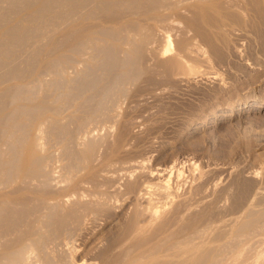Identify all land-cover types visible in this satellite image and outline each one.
Instances as JSON below:
<instances>
[{"label": "rangeland", "instance_id": "obj_1", "mask_svg": "<svg viewBox=\"0 0 264 264\" xmlns=\"http://www.w3.org/2000/svg\"><path fill=\"white\" fill-rule=\"evenodd\" d=\"M115 2L93 17L84 14L95 9L90 2L81 16L58 19L60 24L56 20L54 30L44 31L54 35L37 39L46 44L31 64L27 59L34 52L33 42L25 47L30 53L19 50L10 54L14 63L6 60L15 66L25 57V74L29 75L19 84L18 80L2 83L0 79V93L14 86L24 89L31 82L32 87L38 85L36 92L29 89L31 85L24 89L36 93L31 96L33 102L30 93L16 89L20 104L15 99L14 103L23 105L25 111L21 110L22 117L16 115L20 120L15 118L29 121L25 125L33 128L26 126V131L38 134L33 137L28 132L30 142L23 150L28 156L27 148L38 137L34 141L39 142L37 152L46 170L40 179L39 175L21 174L22 180L18 177L19 182L7 187L10 191L0 190L8 191L0 197L1 203L7 202L0 203V212L6 211L0 214V255L18 249L25 239L42 231L49 240L43 251L51 252L44 251L52 261L45 257L47 264H217L218 235L229 241L233 236L226 229L238 218L235 225L243 236L255 217L264 213V0ZM129 38L136 41L132 44ZM118 46L125 47L124 53ZM165 47L171 48L163 55ZM20 52L28 58H21ZM2 67L0 74L7 71ZM58 75L71 82L63 81L65 86ZM24 78L27 83L22 85ZM112 82L119 86L113 83L116 96L109 98L110 90L106 95L103 92ZM71 87L75 88L72 93ZM97 102L102 108L107 104L106 109L99 107L95 114L101 119L93 117L91 124L86 119L95 111L90 105ZM14 103L5 112L14 111ZM27 107L37 111L39 120H34L33 110L31 117ZM81 117L87 126H81L86 130L81 133L80 127L76 137ZM56 119L65 124L62 129ZM48 129L58 134L52 136ZM68 135L74 138L72 142ZM22 146L20 163L27 160ZM9 149L7 159L13 154ZM74 154L81 156L80 162L75 158L79 163L75 174L68 170L75 164ZM53 204L58 207L54 209ZM42 223L49 225L47 229ZM27 255L30 260L35 257Z\"/></svg>", "mask_w": 264, "mask_h": 264}, {"label": "bare ground", "instance_id": "obj_2", "mask_svg": "<svg viewBox=\"0 0 264 264\" xmlns=\"http://www.w3.org/2000/svg\"><path fill=\"white\" fill-rule=\"evenodd\" d=\"M116 0H112V2H110V0H0V67H5L4 69H3V67L1 68L3 71L4 70H6V68H7V71H5L4 72V74H0L1 76H0V79H1V81H2V83H3V81L6 83V82H10L11 80H18V84H19V81H21V79H23V77L24 76H26V75H29V74H25L26 73V70L28 69V67L26 68V63H27V61H28V63H30L31 61H34V60H36L35 59V57L37 56V55H39V49H41V47L42 46H44L45 44H42V43H44V42H41V41H39V42H41V43H39V42H36V41H38L39 39L41 40V38L43 39V37H44V34H47V36L45 35V38L46 37H48V35H49V38H50V36L51 35H54V34H48L47 32L45 33L44 31H45V29L47 28V29H52L53 28V30L55 29V26H56V24H57V22L59 21L58 19H62V18H66V19H75V18H77V16H81L82 14H83V10H86V7H88V5H89V3L91 2V4H92V2H93V4H95V9H90V11L88 12V13H84V14H86V18L88 17V16H92V15H96V14H98V11H100V10H103V9H106L107 7L109 8V6H111L112 5V3L114 2V3H116L115 2ZM124 1V0H123ZM90 4V5H91ZM92 4V5H93ZM118 4H119V2H118ZM114 5V4H113ZM92 7V6H91ZM87 11H88V9H87ZM84 17V19H86L85 18V15L83 16ZM89 17V18H90ZM93 17V16H92ZM56 20H58V21H56ZM164 21V20H163ZM63 22V21H62ZM59 24H60V21H59ZM58 25V24H57ZM61 28V27H60ZM59 28V29H60ZM56 30H58V29H56ZM47 31V30H46ZM128 31V30H127ZM126 31V32H127ZM53 31H50V33H52ZM127 34V33H126ZM131 34H133V33H131ZM136 34V33H135ZM140 34V33H139ZM141 34H143V33H141ZM121 36H123V35H121ZM127 36V35H126ZM95 37H96V35H95ZM129 37V36H128ZM127 37V38H128ZM135 37V36H134ZM52 38V37H51ZM88 38V37H87ZM121 38V37H120ZM126 38V37H125ZM38 39V40H37ZM124 39V38H123ZM131 38H129L128 40H130ZM141 38H139V40H140ZM46 40H47V38H46ZM48 40H50V39H48ZM88 40H90V39H88ZM119 40V39H118ZM167 40V39H166ZM169 40V39H168ZM95 41V40H94ZM101 41V40H100ZM125 41V40H124ZM123 41V43L125 44V42ZM127 41V40H126ZM133 41H136V40H134V38H133V40L131 41H129V42H132V44H133ZM138 41V40H137ZM35 43L33 46H32V44L33 43ZM97 42V41H96ZM105 42H108V41H105ZM116 42H118V41H116ZM121 42H122V40H121ZM31 43V44H30ZM98 43V42H97ZM96 43V44H97ZM108 43H110V42H108ZM134 43H136V42H134ZM28 44H29V47H34L33 48V50H34V52H32V54H30V58L29 59H27V61H25L26 60V58L24 57V55H26V54H24V55H22L21 54V52L25 49V47H28ZM42 44V45H41ZM101 44V43H100ZM104 44V43H103ZM119 44V43H118ZM121 44L122 43H120V46H121ZM124 44H122V45H124ZM127 44V43H126ZM167 44V43H166ZM86 45V44H85ZM109 45H111V47H112V44H109ZM137 45H138V42H137ZM136 45V46H137ZM99 46V45H98ZM105 46H106V44H105ZM115 46H116V44H115ZM125 46V45H124ZM123 46V47H124ZM128 46V45H127ZM126 46V49L128 48ZM131 46V45H130ZM129 46V47H130ZM165 46V45H164ZM166 46H169L168 44L166 45ZM82 47V46H81ZM84 47V46H83ZM100 47H103V45H100ZM109 48H110V46H108ZM133 48H134V50H135V45L134 46H132ZM43 48V47H42ZM97 48H99V47H97ZM106 48V47H105ZM108 48V49H109ZM114 48V44H113V47H112V49ZM120 47L118 46V48H116V49H119ZM171 48V47H170ZM170 48H167V47H165L164 48V51H163V55H165V54H167L168 52H169V50H170ZM27 49V48H26ZM25 49V53H27V52H29V51H27ZM29 49V48H28ZM82 49V48H81ZM103 49H104V47H103ZM108 49L106 50V49H104L105 51H108ZM123 49H125V47L124 48H120V50H122V52H123ZM19 50H21V52H20V54L22 55H20L21 56V58H23L24 57V59L25 60H23L22 59V61H18L19 63L18 64H15V66H14V64L13 65H11V64H9L8 62H6V60L7 59H9L10 60V54H12V53H14V52H16V51H18L19 52ZM32 50V51H33ZM96 50V49H95ZM100 50H102V48H100ZM110 50V49H109ZM127 50H129V49H127ZM27 51V52H26ZM43 51V50H42ZM41 51V52H42ZM85 51V50H84ZM113 51V50H112ZM31 52V51H30ZM29 52V53H30ZM115 52H117V51H115ZM126 52H128V51H126ZM131 51L129 50V53H130ZM171 52V51H170ZM98 53V52H97ZM111 53V52H110ZM109 53V54H110ZM113 53V52H112ZM118 53V52H117ZM116 53V54H117ZM124 53V52H123ZM129 53H127L126 55L127 56H131V55H129ZM16 54V53H15ZM75 54V53H74ZM108 54V53H107ZM119 54H121V53H119ZM106 55V54H105ZM124 55V54H123ZM122 55V56H123ZM15 56V55H14ZM13 56V57H14ZM62 56V55H61ZM64 56V55H63ZM110 56V55H109ZM12 57V58H13ZM26 57H27V55H26ZM97 57V56H96ZM126 57V56H125ZM15 59L17 58L16 56L14 57ZM18 58L19 59H21L19 56H18ZM17 58V59H18ZM28 58V57H27ZM37 58V57H36ZM59 58V57H58ZM62 58V57H61ZM68 58V57H67ZM108 58V57H107ZM5 59V60H4ZM14 59V60H15ZM16 59V60H17ZM31 59V60H30ZM123 59H125L124 57H123ZM127 59H128V57H127ZM9 60H7V61H9ZM13 60V59H12ZM12 60H10L9 62H13ZM15 60V61H16ZM30 60V61H29ZM38 60V59H37ZM54 60V59H53ZM70 60V59H69ZM108 60V59H107ZM129 60V59H128ZM130 60H132V58L130 59ZM122 61V60H121ZM127 61V60H126ZM126 61L124 62V63H126ZM17 62V61H16ZM15 62V63H16ZM36 62V61H35ZM14 63V62H13ZM27 63V64H28ZM6 64V65H5ZM31 64V63H30ZM29 64V65H30ZM56 64V63H55ZM107 64V63H106ZM128 64V63H127ZM5 65V66H4ZM35 65V64H34ZM62 65V64H61ZM68 65H69V63H68ZM36 66V65H35ZM31 67V66H30ZM32 67H34L33 66V64H32ZM54 67V66H53ZM56 67H58L57 65H56ZM89 67V66H88ZM127 67V66H126ZM51 68V67H50ZM30 69V68H29ZM46 69H48V68H46ZM54 69V68H53ZM31 70V69H30ZM33 70H35V69H33ZM1 71V70H0ZM2 71V72H3ZM44 71V70H43ZM42 71V72H43ZM60 71V70H59ZM122 72V71H121ZM127 72V71H126ZM1 73V72H0ZM29 73V72H28ZM44 73V72H43ZM55 73H56V71H55ZM61 73H63V72H61ZM31 74V73H30ZM34 74V73H33ZM32 74V75H33ZM47 74V73H46ZM46 74H44V76L46 77ZM60 74V73H59ZM65 74V73H64ZM92 74V73H91ZM119 74H121V73H119ZM123 74H124V72H123ZM128 74V73H127ZM131 74V73H130ZM136 74V73H135ZM55 75V74H54ZM63 75V74H62ZM61 75V76H62ZM94 75V74H93ZM36 76H39V74L38 75H36ZM59 76V80L58 81H60L61 79H64V80H61L62 82L63 81H66V82H71V81H68L69 79H67V80H65V78H62L60 75H58ZM90 76H92V75H90ZM118 76V75H117ZM121 76V75H120ZM125 76V75H124ZM128 76H129V74H128ZM134 76V75H133ZM35 77V76H34ZM52 77V76H51ZM63 77H64V75H63ZM89 77V76H88ZM37 78V77H36ZM68 78V77H67ZM82 78H83V76H82ZM82 78H81V81H82ZM85 78V77H84ZM83 78V79H84ZM86 78H87V76H86ZM90 78V77H89ZM96 78V77H95ZM117 78V77H116ZM129 78V77H128ZM25 79V78H24ZM27 79V78H26ZM26 79L24 80V82L22 81V82H20V83H22V85H23V83H24V85L27 83V82H25L26 81ZM35 79V78H34ZM37 79H39L40 80V78H37ZM41 79H43V77L41 78ZM38 80V81H39ZM48 80V79H47ZM50 80V79H49ZM52 80V79H51ZM50 80V81H51ZM54 80V79H53ZM71 80V79H70ZM117 80V79H116ZM115 80V81H116ZM126 80V79H125ZM128 80V79H127ZM29 81V80H28ZM32 81H36V80H32ZM49 81V82H50ZM58 81H56L55 83H57L58 84ZM75 81V80H74ZM73 81V82H74ZM77 81H79V79L77 80ZM85 81H87V84H88V80L86 79ZM90 81V80H89ZM14 82V81H13ZM12 82V83H13ZM15 82H17V81H15ZM14 82V83H15ZM31 81H29V83H30ZM62 82H59V84L60 83H62ZM72 82V83H73ZM91 82V81H90ZM117 82V81H116ZM125 82V81H124ZM36 83V82H35ZM40 83H41V81H40ZM50 83H53V82H50ZM49 83V85H51ZM113 83H115V82H112V84L110 83V86H106V91H105V87L103 88L104 89V92H103V94L104 95H106V94H108L109 93V90H110V93H109V98L111 97L110 96V94H112L113 95V91H112V89L111 88H115V86L113 87ZM8 84V83H7ZM17 84V85H18ZM32 84V82L28 85V86H30ZM57 84H55V85H57ZM63 84H65L64 82H63ZM116 84V83H115ZM120 84V83H119ZM10 85V84H9ZM15 85V84H14ZM21 85V84H20ZM52 85H54V84H52ZM55 85H54V87L53 88H56L55 87ZM61 85V84H60ZM59 85V86H60ZM67 85V83L65 84V86ZM70 85V84H69ZM81 85H83V88L86 86V85H84L83 84V82L81 83ZM111 85H112V87H111ZM118 85V83L116 84V86ZM121 85V87H123L122 86V84H120ZM1 86H2V84H1ZM0 86V87H1ZM4 86V85H3ZM28 86H24V89L26 88V87H28ZM37 87H38V85H36ZM62 86V85H61ZM64 86V85H63ZM80 86V85H79ZM119 86V85H118ZM12 87V86H11ZM14 87H16V86H14ZM14 87H12V88H8V89H4V91H1V93H0V190L1 189H7L8 190V186H9V188H10V185H12L13 183H16V182H19L20 180H22L23 179V177H24V175L25 174H29V175H31V174H33V176H35L36 175V178H37V176L39 177V179H40V175H42L41 173H42V171H43V169L44 170H46L45 168H43V165L42 164H44L43 162H44V159H43V156L41 157V156H39V154L40 153H38L37 152V149L39 148V142L37 143L36 141H34L36 138H37V140H38V137H36L32 142H31V144L29 145L30 146V148H27V149H30V152H29V155L28 156H26L25 155V151L23 150V148H25L26 147V145H27V143L29 144V142H30V139L28 140V138L29 137H31V136H29L28 134L30 133L31 134V132H30V130L29 131H26V126L27 125H25V123H26V121L24 120H21V121H19L20 119H19V115L22 117L23 115H22V112H21V110L23 111H25V109H22L23 108V105L22 106H20L19 105V107H16V103H14L15 102V100H16V98L15 97H17V100H19L20 101V98L18 99V96H19V92L20 93H22V92H24V94H27V93H30L29 95H30V97L32 96H34V97H36V91L34 90L35 88L37 89V87H32V85L29 87V89L31 88H33L32 90L33 91H35L34 93H35V95L33 94L32 95V90H31V92L28 90V88H27V91H29V92H27L26 90V92L24 91V89H23V87L22 88H20L19 86V88H20V90L21 91H19V89H18V87H16L15 89H14ZM81 87V86H80ZM42 88V87H41ZM48 88V87H47ZM58 88V87H57ZM62 88V87H61ZM60 88V89H61ZM108 88V89H107ZM119 88V87H118ZM10 89H12V90H10ZM16 89H18V91L16 90ZM63 89H65L64 87H63ZM62 89V90H63ZM73 89H75V88H73ZM72 87H71V93H72ZM77 89V88H76ZM86 89V88H85ZM85 89H83V91L85 90ZM123 89V88H122ZM3 90V89H2ZM43 90V89H42ZM68 90H69V88H68ZM67 90V88H66V90H64V91H68ZM82 90V89H81ZM61 91V90H60ZM69 91V92H70ZM86 91V90H85ZM112 91V92H111ZM75 92V91H74ZM77 92H79V91H77ZM68 93V92H67ZM80 93V92H79ZM78 93V94H79ZM84 92H82V94H83ZM119 93V92H118ZM17 94V95H16ZM64 94H65V92H64ZM101 94V93H100ZM103 94H101V96L102 97H104L103 96ZM16 95V96H15ZM22 95V94H21ZM28 95V94H27ZM67 95V94H66ZM69 95H71L70 93H69ZM73 95V94H72ZM75 95V94H74ZM83 96V95H82ZM114 96V95H113ZM115 96H116V94H115ZM114 96V97H115ZM14 97V98H13ZM23 97H25L24 95H23ZM22 97V98H23ZM29 96H26V98H28ZM31 97V99L29 100V101H31L33 98ZM92 97V96H91ZM90 96H89V98H91ZM108 97H105L106 99V101L105 100H103L102 99V101H105V103H107L108 101ZM113 97V98H114ZM13 98V99H12ZM21 98V99H22ZM89 98H86L85 97V99H87L88 100V102L90 103V101H92V99H90V101H89ZM98 98V97H97ZM96 98V99H97ZM8 99H10L11 101L12 100H14V101H12V102H10L11 104L12 103H14V105H15V110L14 111H10L11 113H9V112H5V108H8V106H9V102L7 103V101H9ZM17 100H16V102H17ZM25 99H23V101H24ZM27 101H28V99H26ZM34 100H35V98H34ZM37 100V99H36ZM94 100H95V98H94ZM98 100H99V98H98ZM45 101V100H44ZM102 101H98L99 103L100 102H102ZM22 102V101H21ZM31 102H33V100L31 101ZM56 102V101H55ZM93 102V101H92ZM98 102L96 103V105H97V111H96V105H90V107L92 106V107H95V111L93 112V111H91L90 113H91V116H89L88 117V115H89V113L87 114V116H84V117H88L86 120H87V122H89V123H95V120H93V117L96 119H98L99 117H100V119H101V116H96L99 112H98V109H100L99 107H101L102 108V106L103 105H101L100 104V106H98ZM116 102V101H115ZM6 103L8 104L7 105V107L5 106L6 105ZM17 103H19V102H17ZM35 103V102H34ZM85 103V102H84ZM104 103V105L106 106L107 104H105ZM111 103H113L112 101H111ZM11 104H10V106H11ZM20 104V103H19ZM50 104V103H49ZM93 104V103H92ZM31 105H34V104H31ZM30 105V106H31ZM38 104H36V107H34V108H38V106H37ZM41 105V104H40ZM61 105V104H60ZM87 105V104H86ZM110 105H112V104H110ZM45 106V105H44ZM49 106V105H48ZM47 106V107H48ZM105 106L103 107L104 109H106L105 108ZM26 107V106H25ZM40 107V106H39ZM60 107V106H59ZM82 107V106H81ZM87 107V106H86ZM89 107V106H88ZM90 107H89V109H90ZM14 107H12V109H13ZM21 108V109H20ZM31 108H32V106H31ZM31 108H29V109H31ZM32 109L33 110V112L35 111V109ZM58 108V107H57ZM101 109V110H104V109ZM108 108V107H107ZM109 108H113L112 106L111 107H109ZM9 110H10V108H8ZM18 109H20V110H18ZM27 109H28V107H27ZM26 109V110H27ZM28 109V110H29ZM43 109V108H42ZM46 110H47V108H45ZM55 109V110H54ZM53 110L54 111H56L57 109L56 108H54ZM60 110H61V108H59ZM58 109V110H59ZM86 109H87V111H88V108H85V106H84V113H86ZM93 109V108H92ZM92 109H90V110H92ZM27 110V111H28ZM32 110H29L28 112L30 113V111L32 112ZM37 110V109H36ZM50 110H51V108H50ZM100 110V114L101 113H103V114H101V115H105L106 114V112H102ZM108 110V109H107ZM7 111V110H6ZM105 111V110H104ZM28 112H24L25 113V115L28 113ZM36 112L37 111H35L34 112V115L36 114ZM39 112V111H38ZM97 112V114H95ZM111 112V110H109V113ZM28 113V114H29ZM40 113V112H39ZM83 113V112H82ZM105 113V114H104ZM2 114V115H1ZM30 114H32V113H30ZM29 114V115H30ZM54 114H55V116H56V113L54 112ZM58 114V116H59V113H57ZM99 114V115H100ZM16 115H18V116H16ZM39 115V117H41V115L40 114H38ZM43 115V114H42ZM84 115H86V114H84ZM93 115H95V116H93ZM35 116H37V114L35 115ZM34 116V117H35ZM83 116V115H82ZM15 117H17L18 119L16 120V118ZM20 117V118H21ZM24 117H27V116H24ZM31 117H33V114H32V116ZM84 117H81L80 118V123L79 122H75L76 124H78V132H79V128L82 126V127H86L87 126V122H86V120L84 119L82 122H81V120H82V118H84ZM107 117V116H106ZM38 118V116L37 117H35V119L34 120H36ZM47 118V117H46ZM72 118V117H71ZM103 118V117H102ZM23 119V118H22ZM30 119V118H29ZM48 119V118H47ZM53 119V118H52ZM55 119V118H54ZM73 119V118H72ZM90 119V120H89ZM97 119H96V121H97ZM100 119H98V120H100ZM32 120V119H31ZM38 120H39V118H38ZM50 120V119H49ZM57 120V119H56ZM55 120V121H56ZM89 120V121H88ZM92 120V121H91ZM33 121V120H32ZM41 121V120H40ZM47 121V120H46ZM71 121V120H70ZM24 124H23V123ZM29 122V121H28ZM27 122V123H28ZM33 122H37V121H33ZM33 122H30V123H33ZM39 122V121H38ZM42 122V121H41ZM45 122V121H44ZM48 123L50 122V121H47ZM56 122H59V120H57ZM67 122V121H66ZM65 122V123H66ZM86 122V123H85ZM101 122V121H100ZM26 123V124H27ZM51 124H52V122H50ZM49 123V124H50ZM55 122L53 121V124H54ZM64 123V122H63ZM88 123V124H89ZM93 123V124H94ZM40 124V123H39ZM45 124H47L46 122H45ZM45 124H43V125H45ZM49 124H47V126L46 127H48L49 128ZM55 124H57V123H55ZM58 124H60V125H58L59 127H58V129L60 128V126H61V128L60 129H62V126H64V125H61L62 123L61 122H59ZM76 124L74 125L75 126V129L77 130V127H76ZM36 124H34L33 123V126H34V128H36V126H35ZM43 125L41 124L40 126L41 127H43ZM83 125H86V126H83ZM29 126V128H30V126H32V124L31 125H28ZM27 126V127H28ZM39 126V127H40ZM51 127H52V125H50ZM54 126V125H53ZM67 126V125H66ZM40 127V128H41ZM50 127V129L51 130H53V129H55L56 127L54 126V127H52L51 128ZM69 127V126H68ZM81 127V130H80V132L81 131H84V130H86V129H84V128H82ZM28 128V129H29ZM31 128H33V127H31ZM30 128V129H31ZM44 128V127H43ZM88 128V127H87ZM27 129V130H28ZM38 129V128H37ZM42 129V128H41ZM46 129V128H45ZM50 129H48L47 131H49ZM57 129V128H56ZM56 130L57 132L59 131V130ZM65 129V128H64ZM70 129V128H69ZM72 129V128H71ZM84 129V130H83ZM35 129H33L32 131H34ZM50 130V133L49 134H52V136H54L53 135V133H57V132H53V133H51L52 131ZM76 130H74V131H76ZM40 131V130H39ZM46 131V130H45ZM54 131V130H53ZM91 131V130H90ZM89 131V132H90ZM29 132V133H28ZM60 132V131H59ZM64 132V134H62V135H65V131H63ZM62 132V133H63ZM76 133V132H74V133H76V137L78 136L77 134H80V132L79 133ZM34 133H36V131L34 132ZM33 132H32V134L34 135V136H37V135H35ZM39 133V132H38ZM44 133V132H43ZM71 133V132H70ZM69 133V134H70ZM73 133V132H72ZM70 134V135H72L73 136V134ZM82 133V132H81ZM31 134V135H32ZM58 134V133H57ZM85 133H83V135H84ZM87 134V133H86ZM91 134V133H90ZM32 135V136H33ZM56 135V134H55ZM70 135H68V136H66L67 138L70 136ZM82 135V136H83ZM87 135H89V133L87 134ZM86 135V136H87ZM29 136V137H28ZM33 136V137H34ZM56 137V136H55ZM65 137V136H64ZM84 137V136H83ZM11 138H12V140L13 141H11V143H10V141L9 140H11ZM58 138H60L59 136H58ZM70 138H72L71 136H70ZM89 138V137H88ZM88 138H87V141H88ZM54 139V138H53ZM74 139V138H73ZM73 139H71L72 141H73ZM81 139V138H80ZM90 139V138H89ZM27 140L29 141V142H27ZM42 140V139H41ZM52 140V139H51ZM62 140V139H61ZM68 140H69V142L71 141L69 138H68ZM76 140V139H75ZM82 140V139H81ZM84 140V139H83ZM53 141V140H52ZM71 141V142H72ZM85 141V140H84ZM25 142H26V144H25ZM67 142V141H66ZM65 142V143H66ZM42 143V142H41ZM76 143V142H75ZM83 143V142H82ZM67 144H69V143H67ZM71 144V143H70ZM85 144V143H84ZM22 145H25L24 147L22 146ZM71 145H73V144H71ZM9 148L10 147V149L8 150V151H10V152H12L13 154H12V157L10 158V159H7L6 158V149H8L7 147ZM22 146V150H23V152H24V156H26L27 158V160H24V162H25V164L23 165V161L20 163V161H21V157H19V149H20V147ZM64 146H67V145H64ZM80 146H81V144H80ZM5 148V150H4V148ZM68 147H69V145H68ZM71 147V146H70ZM69 147V148H70ZM42 148V147H41ZM65 149V148H64ZM68 148L66 147V150H67ZM40 150V149H39ZM71 150H73V148L71 147ZM69 152H70V150H68ZM22 153V152H21ZM65 153V152H64ZM73 153V152H72ZM23 154V153H22ZM76 154V153H75ZM75 154H74V156L72 157V158H74V162H75V164H73L72 166H71V164H70V169L68 168V170H70V172L71 173H74V171L76 170V168H78V166H76V165H78V164H76L77 163V161H79L80 162V158L79 157H81V156H76L75 157ZM41 155V154H40ZM68 155H69V153H68ZM80 155V154H79ZM8 157V156H7ZM77 157L79 158V160L77 159ZM25 158V157H24ZM70 158V157H69ZM68 158V159H69ZM75 158L77 159V161L75 160ZM45 159H46V157H45ZM67 159V158H66ZM46 161V160H45ZM69 161V160H68ZM71 163H72V160L70 161ZM73 162V163H74ZM67 166V165H66ZM67 172H69V171H67ZM69 172V173H70ZM45 173V172H44ZM76 173V172H75ZM74 173V174H75ZM21 174H24L23 176H22V178L21 177H19ZM46 174H47V172H46ZM49 174V173H48ZM44 175V174H43ZM18 177H19V179L20 180H18ZM48 177V176H47ZM32 179V178H31ZM38 179V180H39ZM24 180H25V178H24ZM29 180V179H28ZM36 180V179H35ZM45 180V179H44ZM46 181H47V179H46ZM50 181V180H49ZM42 182H43V179H42ZM48 182V181H47ZM47 182H46V184H47ZM50 183V182H49ZM48 183V184H49ZM45 184V185H46ZM13 188V187H12ZM6 190V191H7ZM3 191V190H2ZM2 191H0L1 193V195H0V197L3 195V194H7V192L8 191H10V190H8L7 192H5V193H2ZM8 195V194H7ZM6 195V196H7ZM5 196V195H4ZM4 199V198H3ZM62 200V199H61ZM55 201H56V199H55ZM60 201V200H59ZM65 201V200H64ZM58 202V201H57ZM1 203V202H0ZM3 203V205H4V203H7L6 201L5 202H2ZM1 203V204H2ZM1 204H0V206H1ZM8 204H11V203H9L8 202ZM54 205V204H53ZM52 205V206H53ZM52 206H51V208H52ZM54 206H56V207H54ZM53 206V208L55 209V208H57L58 206L55 204ZM1 207H3V206H1ZM5 207L6 206H4V209H5ZM9 208V207H8ZM48 208V207H47ZM52 208V209H53ZM1 210V209H0ZM7 210V209H6ZM49 210V209H48ZM52 211V210H51ZM3 212H6L5 210H3ZM3 212H0V214L1 213H3ZM50 212V211H49ZM51 213V212H50ZM53 213V212H52ZM263 214V215H262ZM3 215V214H2ZM260 215H262V216H259V217H255V219H254V221H253V223H252V226H251V228L250 229H246V232H244V234H243V236H241V233H240V230H239V228H237V226L235 225V223L237 222V219H236V222L234 223V224H232V227L230 228L229 226H228V228L226 229L227 231L226 232H228L227 234L229 235H232L233 237H231V239H230V237L225 233V232H223L224 230H222L221 231V233L223 232V233H225L227 236V238L229 237V241H225V235H218L219 237H218V251H217V256H218V263L217 264H264V213H261ZM4 216H6V215H4ZM51 216V215H50ZM48 218H49V216H48ZM41 220V219H40ZM45 220H46V218H45ZM48 220V219H47ZM39 221V220H38ZM37 222V221H36ZM40 223H41V221H40ZM45 223V222H44ZM47 223H49V222H47ZM3 224V223H2ZM7 224V223H6ZM5 224V225H6ZM43 224V223H42ZM46 224V223H45ZM45 224H43V227L45 228L46 227V229H47V226H49V225H45ZM233 225L236 227V228H234L233 227ZM1 226V225H0ZM7 226V225H6ZM10 227V226H9ZM37 227H39V226H37ZM3 229H4V226L2 227ZM1 228V229H2ZM40 228V227H39ZM43 228V229H44ZM6 229V228H5ZM4 229V230H5ZM7 229H8V227H7ZM6 229V230H7ZM21 229V228H20ZM38 229V228H37ZM39 230V229H38ZM41 230V229H40ZM45 230V229H44ZM229 230V231H228ZM9 231V233H10V230H8ZM35 231H37V230H35ZM47 231V230H46ZM13 231H11V233H12ZM19 232H20V230H19ZM1 233V232H0ZM2 233H3V231H2ZM1 233V234H2ZM6 233H8V232H6ZM6 233H4V235L6 234ZM16 233V232H15ZM32 233V232H31ZM33 233H35L34 231H33ZM37 233V235H36V237L35 236H30L27 240L25 239L24 240V242L22 243V244H20L21 246L20 247H18V249H14V250H12V251H9V252H3L4 254H2V256L0 257V264H43L44 263V261L46 260V258L45 257H47V256H44V255H46L47 253H46V251H45V253H44V251H43V245H45L44 243H45V241H47L46 239H45V236H46V234L44 233V232H42V231H40V233H38V232H36ZM44 233V234H43ZM49 233V232H48ZM220 233V232H219ZM13 234V233H12ZM23 234V233H22ZM3 235V236H4ZM34 235V234H33ZM2 236V235H1ZM0 236V237H1ZM10 236V235H9ZM14 236V235H13ZM16 236V235H15ZM22 236V235H21ZM7 237H8V235H7ZM240 237H242L241 239H239ZM20 238V237H19ZM1 239H2V237H1ZM18 239V238H17ZM236 239H239L238 240V243H236ZM6 240V239H5ZM228 240V239H227ZM49 241V240H48ZM16 243V242H15ZM227 243V244H226ZM52 244V243H51ZM54 244V243H53ZM224 244H226V246L224 245ZM12 245V244H11ZM17 245H18V243H17ZM4 246V245H3ZM15 246V245H14ZM236 246H238V251H237V253L236 252H234V250H235V247ZM47 247V246H46ZM1 248V247H0ZM48 248H51V247H48ZM44 249H45V247H44ZM49 251V250H48ZM32 254V256H33V254L35 255V260L33 261L32 260V258H31V260H32V262L33 263H31V260L29 259V255H27V254ZM49 253H51V252H49ZM48 253V254H49ZM0 254H1V252H0ZM44 254V255H43ZM47 254V255H48ZM50 256H51V254H50ZM68 256V255H67ZM49 257H47V259H48ZM72 259V258H71ZM70 259V260H71ZM29 260H30V262H29ZM49 260L51 261V259L49 258ZM48 260V261H49ZM63 260H65V259H63ZM67 260H68V258H67ZM45 262H47V261H45ZM52 262V261H51ZM53 262H54V258H53ZM61 262H64V261H61ZM66 262V261H65ZM64 262V263H65ZM56 263V261L54 262V264ZM57 263H59V262H57ZM68 263V262H67ZM74 263V262H73ZM44 264H47V263H44ZM72 264V263H71Z\"/></svg>", "mask_w": 264, "mask_h": 264}]
</instances>
